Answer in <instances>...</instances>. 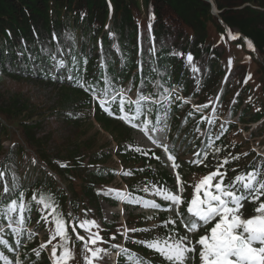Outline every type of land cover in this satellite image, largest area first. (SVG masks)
Segmentation results:
<instances>
[{
    "label": "trees",
    "instance_id": "trees-1",
    "mask_svg": "<svg viewBox=\"0 0 264 264\" xmlns=\"http://www.w3.org/2000/svg\"><path fill=\"white\" fill-rule=\"evenodd\" d=\"M213 1L219 14L213 13L208 0H0V79L24 81L38 90L30 94L0 84L1 224L9 223L7 207L15 200L25 206L23 225L38 229V233L39 227H47L46 221L53 226L60 219L69 233L66 242L80 246L76 225L81 215L87 219L93 209L101 215L96 188L115 177L114 156L123 165L122 175H127L129 202L150 200L142 185L156 193L175 194L186 186L193 191L205 176L217 171L225 174L224 185L254 170L264 179V156L231 136L238 122L247 124L264 117V0ZM231 32L241 33L246 41ZM227 45L249 54L259 74V86L247 77L252 65L243 57L225 68ZM192 66L200 75L193 74ZM224 72L227 79L216 94L215 106L207 100L198 101V105L210 103L200 112L183 99L182 95L199 100L203 93L212 92ZM193 77L199 79L194 88ZM165 86H178L181 93L171 92V98L162 103L142 100L144 115L133 122L142 124L147 119L151 128L164 122L177 128L169 136L170 144L154 149H144L133 141L134 127L118 118L117 104L105 111L91 94V89L99 95L108 88L157 97L165 93ZM124 97L125 111L131 112L134 105L127 100L132 99ZM211 107L214 115L229 111L238 122L211 118L205 114ZM55 121L59 126L53 125ZM94 121L117 142L114 152L112 141L101 138V130L90 132L96 127ZM12 127L19 136L12 135ZM255 130L264 134V118ZM6 139H11L8 148L3 144ZM185 142L193 158H186V151L180 153ZM30 153L45 167L31 160L20 170ZM170 160L175 170L166 168ZM193 178H197L195 183ZM219 181L217 176L213 185ZM111 192L116 203L123 192ZM41 197L45 210L40 207ZM190 200L191 195L183 197L186 222ZM155 201L162 204L160 199ZM260 202L264 196L255 202L242 201L239 215H257ZM10 215L11 222L19 224V211ZM167 217L166 209L153 216L158 222L150 228L144 224L151 219L137 220L138 230L126 235V249L118 264H131L125 260L130 255L143 264H169L144 243L171 240L173 235L176 240L184 237L185 227ZM215 222L200 226L201 230H209ZM116 226L103 222L106 236ZM0 239V264H12L10 254L18 247L28 264H53L39 234L23 229L17 235L14 228L7 227L0 232Z\"/></svg>",
    "mask_w": 264,
    "mask_h": 264
},
{
    "label": "rangeland",
    "instance_id": "rangeland-1",
    "mask_svg": "<svg viewBox=\"0 0 264 264\" xmlns=\"http://www.w3.org/2000/svg\"><path fill=\"white\" fill-rule=\"evenodd\" d=\"M217 11H220V10L217 8ZM217 14H219V12ZM235 35H238V33H235ZM248 47H250V46H248ZM227 48H228V58H226L227 59V66L225 65V68L229 69L232 66V63L234 60H239L238 58L241 59L243 57L244 62H246L248 64L251 63L250 65H252L250 72H248V74H247V77L250 76V81L253 82L255 85L259 86L261 84V81L258 78L259 74L256 72V66L254 65L252 60H250V58L248 56L249 54H245L240 50L237 51V49L235 47L231 48L229 45H227ZM250 48L256 50L253 47H250ZM257 53H258V51H257ZM258 59L260 61H263V57L260 54L258 56ZM191 69H192L193 74H197V76H198V74H199L198 69H196V67H194V66H192ZM193 79H194V85H193V88H194L195 86L198 85L199 79L197 77L196 78L193 77ZM226 79H227V75H226V72H224V74L220 77V79H219V81L215 87L216 89L213 88L212 92H205L204 91L205 93L202 94V96L200 97L199 100L197 99V97L192 99L189 96H184V99L187 100L189 103H191L192 107L198 111H203L204 106H206L210 103L214 104L213 106H215L216 102H217V99L215 98L216 94H217V92L222 90V86H223ZM0 84L3 86V88H8V89H18V88L22 89L23 88V89H26L28 91V93H30V94H35V92L38 91V90H36V87L33 86L32 84H29V83L25 84L24 81L14 82L8 78H1ZM193 88L191 90H193ZM174 89L180 91V87H178V86H174L173 88L165 86L164 91L167 93H161L158 96V97H160L159 99L167 98L169 96V92L174 90ZM122 92L125 94H129L127 89H123ZM136 94H137L136 91H135V93L131 94V96L134 98V100H137V99L143 97V95H136ZM150 97H151L150 95H147V97H145V98H150ZM204 100H207L210 103L204 102V104L198 105V103H197L198 101H204ZM93 111L94 110L92 107L91 108V115L93 114ZM215 113L216 112H214L212 107L209 111L206 112V114H208L210 116H213ZM214 117H219L220 120L225 121V122H228V121L238 122L237 116L232 117L231 114L229 113V111H226V113L221 114V115H216ZM262 119L260 121H262ZM260 121H254V122L247 123V124L246 123L243 124V123L238 122L239 127L234 131V134H231V136H234L233 137L234 141L245 143V146L248 143L252 150H254L258 154L264 156V134L259 135L262 133H259V131L255 130V127L258 125V123ZM94 124L96 127L92 128L90 132L94 133V131L96 129L101 130V132L103 133V136H101V138H103V139L107 138V139L112 141L111 147L113 148L112 151L114 152L117 149V142L113 141L112 135L110 133H107V132L105 133L96 121H94ZM53 125L59 126L58 121H55L53 123ZM137 125H140V126L134 127V129L132 131V139H133V141H135L137 144H139L144 149L155 148V147L161 146L163 144H170L171 140L169 139V136L174 134L175 131L177 130V128H173L172 125H170L169 123H166L165 125L157 127L155 130H153L152 128L149 127V131L144 132L143 131V125L141 123H137ZM11 129L13 131L12 135L19 136L20 133L16 127H12ZM181 129H183V127H181ZM198 130H200V129H198ZM125 143L127 145L130 144L129 141H126ZM3 144L5 145V147L8 148L11 144V139L3 140ZM187 144H188L187 142L181 144L180 153L182 154L183 152L186 151V158L190 159V158H193L194 154L192 151H190L191 149L189 148V146H187ZM30 154H32V153H30ZM114 158H115V161L117 160V166H116L117 170H116L115 177L112 178L111 183L104 184V185L96 188V190L99 191V193H100L98 202L100 203V206H101V215H97V213L92 208L93 210L89 211L91 213L90 214L91 216L86 219L83 215H81V217H80L81 219H80L79 223L76 225L77 229H75V234H76L77 238L79 236H83L85 238L84 240H81L82 243L80 244V246L74 245L75 243L69 245L66 242L67 235L69 233H67V227L65 225H64L65 226L64 235H58L56 233V222H54L53 226H52L50 223H48V221H46V224H47L46 228L39 227L40 230H39L38 234H39V238L42 241L41 245L43 247L47 248L49 257H50L53 264H56L57 257H60L63 254L65 248H67L69 250V252L71 253L70 257L66 260L65 264H87L85 257L87 256L90 258L92 253L88 252L87 249L85 248V242L86 241L88 242V247L92 248L93 250L103 249L102 252L98 253V258L94 259L92 261V264H118L117 263V256L123 250L126 249V246H125L126 235H129L132 232H134V231H132L133 229H135V231L138 230L139 225L136 224V221L142 220L143 218L151 219L150 221H147L148 223L144 224V225L148 226L147 228H150L151 226H154L155 224H157L158 221L152 220V217L158 215V213L160 214V212H162L165 207H164V205L159 204L160 207L157 208V207H154L153 203H150V202H154L155 204H157L155 202V199H159V198L161 199V202H163V203H166L169 201H165L163 198V195H160V194L152 191L153 190L152 188H151L152 190L147 189V188L145 189V186L142 185L141 187L144 188V192L150 198V200L144 199V200H141V203H138L139 202L138 200H135L134 202H129L128 201L129 198H127V196H128V183L126 181L127 175H125V176L122 175L123 165L121 164V161L119 160L118 157L116 158L114 156ZM2 159H3V156H0V163H1ZM31 160L32 161L36 160L37 163H39L40 165L45 167V164L42 163L39 159H37L35 157V155L32 154V155H26L24 157V162H23L22 166L20 167V170H24L28 166V164ZM113 163L114 162H110V165ZM111 166H113V165H111ZM166 168L170 169L171 171L175 170V165H174L173 161H171V160L167 161L166 162ZM183 173H185V171H183ZM177 178H180L179 174L177 175ZM197 178L196 179L193 178L192 182L195 183V181H197ZM214 180H215V177L213 178L212 182ZM198 181H199V179H198ZM77 183L78 182H76V185L74 183V187H75L76 191L78 192V194H80V186ZM63 185H66V183L64 182ZM113 190H118L120 192H123L121 197L118 199V201L116 203L114 202V200H112L110 198V196L112 194L111 191H113ZM203 191H204V189L201 190V193H200L201 196H203ZM183 193H184L183 196H185V195L188 196L191 193H193L194 197L196 195L195 188H194V191H191V188L187 187V186L184 187L182 190L176 191L175 194H178L181 196ZM194 197L191 196L192 199ZM45 205H46L45 202H43L40 204V207L43 210H45V209H47V206H45ZM72 216H74V213L72 214ZM167 216H168L167 218L169 220H172V221L175 220L176 221L174 224H180V223L183 224L185 222V219H184L185 216L183 214L181 204L173 205L171 202H169V205L167 207ZM248 218H250V217L246 216L243 219H248ZM8 222L10 223L11 221H8ZM91 222H94V224ZM103 222L117 225L113 229L114 231L112 230L113 232H109V236H106L107 233L103 229ZM72 223H73V219H72ZM81 223H84L85 227H81L80 226ZM35 225L38 228V226L40 225L39 220L37 221V223ZM3 226H4V224L0 223V232L3 230ZM32 229L33 228H31V230ZM210 229L207 231H204V232L200 231V227L197 230H194L192 232H188L187 229H185V235L184 236H187V240H185L184 243L187 244L189 247H193V246L195 247V251L188 254V259L186 261V264H202L201 256H200V251H201L202 246L199 245L197 243V241L200 239V237L210 234ZM37 230L38 229H36V231ZM91 233H98V237H100L102 239L98 238L97 243L92 244L90 241V234ZM158 233H159V231H156V234H158ZM120 234H122V236H119ZM106 237H108V239ZM0 240H2V239H0ZM171 240H173V241L176 240L175 235H173ZM54 249H55V255H53ZM22 253H23V251L18 247L16 250H14L10 254L9 258L12 260L13 264H28L25 261V259L21 257Z\"/></svg>",
    "mask_w": 264,
    "mask_h": 264
},
{
    "label": "snow or ice",
    "instance_id": "snow-or-ice-1",
    "mask_svg": "<svg viewBox=\"0 0 264 264\" xmlns=\"http://www.w3.org/2000/svg\"><path fill=\"white\" fill-rule=\"evenodd\" d=\"M189 60L192 57L189 55ZM63 64V61L60 62ZM84 87V84H80ZM93 98L98 102L99 106L104 108L105 111H111V105L117 104L120 116L118 118L128 121L133 127H139L133 123L139 119L143 112L142 100L146 99L141 97L135 101L127 100V103L134 105L131 112L125 111L126 97L122 91H117L108 88L102 90L101 94H97L95 89H91ZM151 121L145 119L142 121L143 131H149ZM167 151V146H164ZM224 175L219 171L210 173L205 176L199 184L195 187L196 195L188 204L187 212L190 214L187 217V222L184 227L188 232L197 230L202 225H207L215 220L214 226L210 229V234L200 237L197 241L201 245V261L202 264H264V202H260L259 206L255 209L258 213L248 219H243L239 215V210L242 207V201L251 200L258 201L261 196H264V179L261 178L259 171H251L243 173L234 178L233 182L224 185ZM220 176V181L212 184L214 177ZM237 185L239 187L237 188ZM203 196L200 195L201 190ZM214 189V190H212ZM8 189L5 188V191ZM163 195L165 201H170L173 205L184 203L180 195L174 193H158ZM41 203L44 198L41 197ZM153 203L154 207L159 208V204ZM47 206V205H45ZM25 206L18 205L14 200L7 207L9 220L11 221V213L19 211L20 220L19 224L24 223L23 212ZM0 215H3L0 212ZM218 218V219H217ZM176 221L173 220L172 223ZM94 224V222H91ZM81 227H85L81 223ZM17 235L20 234L19 226L15 229ZM132 231H135L133 229ZM65 226L64 222L60 219L56 221V233L64 235ZM84 240L83 236L78 237ZM98 233L90 234V241L92 244L97 243ZM187 236L179 240H153L144 242L149 248L155 249L161 256H163L169 264H186L188 254L195 251V247H189L184 241ZM85 248L91 252V257H85L87 264H92L94 259L98 258V253L103 249H95L88 247V242H85ZM55 255V249L53 250ZM71 253L67 248L64 249L63 254L57 257L56 264H65L66 260L70 257ZM131 264H143L137 257L129 256Z\"/></svg>",
    "mask_w": 264,
    "mask_h": 264
},
{
    "label": "water",
    "instance_id": "water-1",
    "mask_svg": "<svg viewBox=\"0 0 264 264\" xmlns=\"http://www.w3.org/2000/svg\"><path fill=\"white\" fill-rule=\"evenodd\" d=\"M208 1H210L212 3V11H213V13L217 14L218 12H220V11H217V7H216V5H215L213 0H208Z\"/></svg>",
    "mask_w": 264,
    "mask_h": 264
}]
</instances>
